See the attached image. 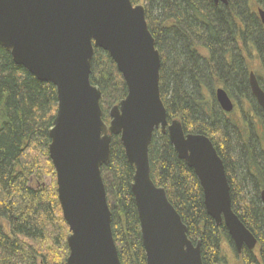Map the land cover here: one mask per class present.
I'll list each match as a JSON object with an SVG mask.
<instances>
[{
  "label": "trees",
  "instance_id": "1",
  "mask_svg": "<svg viewBox=\"0 0 264 264\" xmlns=\"http://www.w3.org/2000/svg\"><path fill=\"white\" fill-rule=\"evenodd\" d=\"M137 3V0H131ZM141 0L160 52L159 86L169 120L187 131L210 137L231 180L234 212L257 237L258 248L239 264H264V111L255 103L248 72L264 76V25L257 7L264 0ZM90 80L101 90L103 119L126 95L127 87L108 53L94 49ZM264 89V80L260 82ZM222 86L239 108L224 115L213 89ZM57 109V93L0 46V264H66V224L49 158L48 129ZM257 122V123H255ZM149 164L153 181L187 225L192 241L201 240L203 264H224V225L206 213L199 180L179 158L167 133L152 134ZM134 166L119 136L101 173L112 213V234L121 264H147L139 217L131 189ZM46 177H50L46 182Z\"/></svg>",
  "mask_w": 264,
  "mask_h": 264
},
{
  "label": "water",
  "instance_id": "2",
  "mask_svg": "<svg viewBox=\"0 0 264 264\" xmlns=\"http://www.w3.org/2000/svg\"><path fill=\"white\" fill-rule=\"evenodd\" d=\"M259 15L264 24V11ZM0 46L16 64L56 88L48 152L69 230L66 264H121L101 173L110 161L112 136H119L135 168L131 189L146 263L203 264L200 241L189 239L164 187L151 177L148 149L158 129L168 133L179 158L194 169L207 214L217 225L224 223L237 249L255 246V236L232 210L224 164L210 139L185 134L177 119L168 122L160 95V52L143 5L131 0H0ZM95 48L108 53L127 87L109 108V122L103 119L101 90L90 80ZM249 85L264 110V90L252 72ZM216 98L226 111L232 109L223 88L216 89ZM260 198L264 203V188Z\"/></svg>",
  "mask_w": 264,
  "mask_h": 264
},
{
  "label": "flooded vegetation",
  "instance_id": "3",
  "mask_svg": "<svg viewBox=\"0 0 264 264\" xmlns=\"http://www.w3.org/2000/svg\"><path fill=\"white\" fill-rule=\"evenodd\" d=\"M215 3V2H214ZM224 4V5H227L228 4V1H226V3H223V2H217V3H215L216 5H218V4ZM134 4H141V5H143L144 6V4H143V2H140V3H134ZM144 8H145V6H144ZM259 10H263L264 11V8H263V6H260V7H257V9H256V12H257V15L259 16V18H260V15H259ZM145 14H146V8H145ZM260 21H261V18H260ZM261 23H262V21H261ZM263 24V23H262ZM264 25V24H263ZM253 73L254 74V76L256 77V79H257V81H258V84H259V86L262 88V86L260 85V82L262 81V79L264 80V76L261 74V73H259V70L257 69V67L255 66L254 68H252L251 70H249V72H248V84H249V79H250V73ZM218 87H221V88H223L225 91H226V89L224 88V87H222V86H217L216 88H214L213 89V92H212V94H213V97H214V100H215V103H216V105L219 107V109L221 110V112L222 113H224V115H231L232 113H234V111H236L238 108H239V105H237V99L234 97V96H232V95H230L227 91V94H228V96H229V98H230V100H231V102H232V109L230 110V111H226L223 107H222V105L218 102V100H217V98H216V89L218 88ZM249 88H250V85H249ZM263 89V88H262ZM264 90V89H263ZM250 92H251V89H250ZM251 95L253 96V98H254V100H255V103L258 105V107L262 110V111H264L263 109H262V107L258 104V102H257V100H256V98L254 97V95L252 94V92H251ZM168 119V118H167ZM174 119H177V120H179L180 121V119H178V118H174ZM171 120H173V119H171ZM171 120H169L168 119V122H170ZM181 122V121H180ZM255 123H257V122H255ZM181 124H182V122H181ZM182 127H183V124H182ZM183 130H184V132H185V134H188V133H191V134H202V133H196V132H192V131H187L184 127H183ZM168 134V133H167ZM204 135H206V134H204ZM207 136V135H206ZM209 139H210V137L209 136H207ZM210 141L212 142V140L210 139ZM212 144H213V146L215 147V149H216V151H217V148H216V146L214 145V143L212 142ZM150 145V144H149ZM174 148V147H173ZM148 151H149V149H148ZM217 153H218V151H217ZM178 155V154H177ZM218 155H219V153H218ZM220 156V155H219ZM149 157V156H148ZM179 157V156H178ZM220 158H221V156H220ZM222 159V158H221ZM185 161V160H184ZM222 161H223V164H224V160L222 159ZM186 162V161H185ZM187 164V163H186ZM190 167V166H189ZM190 168H192V167H190ZM224 168H225V173H226V177H227V180H228V183H229V187L231 186V180L229 179V175H228V172H227V170H226V166H225V164H224ZM193 169V168H192ZM193 171H194V169H193ZM195 173V172H194ZM152 177V176H151ZM200 183V182H199ZM160 186V185H159ZM202 188V187H201ZM264 188V186L262 187V188H260V190H259V199H260V201H261V204H262V207H263V209H264V203L262 202V200H261V198H260V192H261V190ZM165 189V188H164ZM203 191V190H202ZM230 191H231V189H230ZM167 194V193H166ZM231 206H232V204H231ZM233 210V209H232ZM234 211V210H233ZM207 213V212H206ZM237 215V214H236ZM210 216V215H209ZM211 217V216H210ZM239 217V216H238ZM212 218V217H211ZM213 219V218H212ZM241 220V219H240ZM183 221V220H182ZM216 224V223H215ZM244 224V223H243ZM186 225V224H185ZM217 225V224H216ZM221 225H224V223L222 222L221 224H219V225H217V226H221ZM245 225V224H244ZM187 226V225H186ZM246 226V225H245ZM224 227H225V225H224ZM247 227V226H246ZM225 229H226V234H227V238H225V239H223V241H222V247L224 248V244L226 243H228L229 244V246H230V249L233 251V253H235V256H237L238 258L239 257H243L245 254V256H247V252H255L256 250H257V248H258V239H257V237L255 236V238H256V244H255V246L253 247V248H251V249H249L247 246H246V244H243L242 246H241V248L240 249H237V247L235 246V244H234V241L232 240V238L230 237V235H229V233H228V231H227V228L225 227ZM187 235H188V228H187ZM189 237V236H188ZM189 239L191 240V238L189 237ZM192 241V240H191ZM198 241H200V248H201V240L200 239H198L197 241H192L194 244L196 243V242H198ZM201 256H202V254H201ZM240 259V258H239ZM203 261V260H202Z\"/></svg>",
  "mask_w": 264,
  "mask_h": 264
},
{
  "label": "rangeland",
  "instance_id": "4",
  "mask_svg": "<svg viewBox=\"0 0 264 264\" xmlns=\"http://www.w3.org/2000/svg\"><path fill=\"white\" fill-rule=\"evenodd\" d=\"M138 3L141 2V0H137ZM224 252H225V262L224 264H239L240 263V259L235 256V253H233V251L230 249L229 244L225 243L224 244Z\"/></svg>",
  "mask_w": 264,
  "mask_h": 264
}]
</instances>
